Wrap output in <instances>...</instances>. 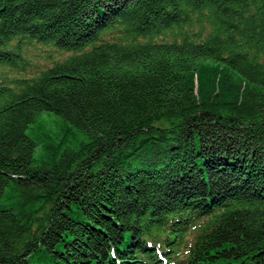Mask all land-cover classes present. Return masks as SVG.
I'll list each match as a JSON object with an SVG mask.
<instances>
[{
  "label": "trees",
  "instance_id": "1",
  "mask_svg": "<svg viewBox=\"0 0 264 264\" xmlns=\"http://www.w3.org/2000/svg\"><path fill=\"white\" fill-rule=\"evenodd\" d=\"M0 264H264V0H0Z\"/></svg>",
  "mask_w": 264,
  "mask_h": 264
},
{
  "label": "rangeland",
  "instance_id": "2",
  "mask_svg": "<svg viewBox=\"0 0 264 264\" xmlns=\"http://www.w3.org/2000/svg\"><path fill=\"white\" fill-rule=\"evenodd\" d=\"M32 50L30 53H25L24 55V66L21 70L16 71L14 74V77L17 79H33L36 78L42 68L45 65H48L49 62L42 59L43 57L40 56V49H38V46H34L33 48H29ZM43 71V70H42Z\"/></svg>",
  "mask_w": 264,
  "mask_h": 264
}]
</instances>
